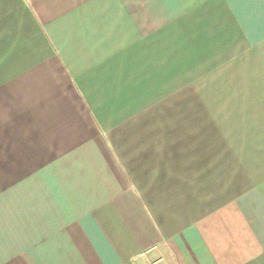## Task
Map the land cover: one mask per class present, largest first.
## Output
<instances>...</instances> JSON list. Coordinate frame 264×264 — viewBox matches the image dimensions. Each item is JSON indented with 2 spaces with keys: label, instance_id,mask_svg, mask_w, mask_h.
<instances>
[{
  "label": "crops",
  "instance_id": "obj_1",
  "mask_svg": "<svg viewBox=\"0 0 264 264\" xmlns=\"http://www.w3.org/2000/svg\"><path fill=\"white\" fill-rule=\"evenodd\" d=\"M0 264H264V0H0Z\"/></svg>",
  "mask_w": 264,
  "mask_h": 264
},
{
  "label": "snow or ice",
  "instance_id": "obj_2",
  "mask_svg": "<svg viewBox=\"0 0 264 264\" xmlns=\"http://www.w3.org/2000/svg\"><path fill=\"white\" fill-rule=\"evenodd\" d=\"M230 2H233L234 3V0H230Z\"/></svg>",
  "mask_w": 264,
  "mask_h": 264
}]
</instances>
